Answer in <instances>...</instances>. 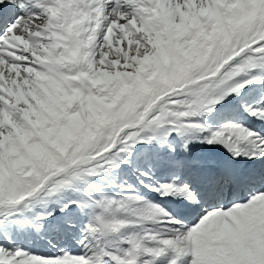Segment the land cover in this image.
<instances>
[{
	"label": "snow or ice",
	"instance_id": "1",
	"mask_svg": "<svg viewBox=\"0 0 264 264\" xmlns=\"http://www.w3.org/2000/svg\"><path fill=\"white\" fill-rule=\"evenodd\" d=\"M0 264H264V0H0Z\"/></svg>",
	"mask_w": 264,
	"mask_h": 264
},
{
	"label": "rangeland",
	"instance_id": "2",
	"mask_svg": "<svg viewBox=\"0 0 264 264\" xmlns=\"http://www.w3.org/2000/svg\"><path fill=\"white\" fill-rule=\"evenodd\" d=\"M41 247V250H43V251H47L48 249L46 248V247H44V246H40Z\"/></svg>",
	"mask_w": 264,
	"mask_h": 264
}]
</instances>
